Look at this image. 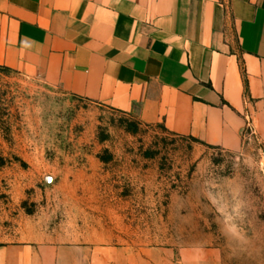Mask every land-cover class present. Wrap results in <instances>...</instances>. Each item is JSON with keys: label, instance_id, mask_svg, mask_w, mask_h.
Instances as JSON below:
<instances>
[{"label": "rangeland", "instance_id": "rangeland-1", "mask_svg": "<svg viewBox=\"0 0 264 264\" xmlns=\"http://www.w3.org/2000/svg\"><path fill=\"white\" fill-rule=\"evenodd\" d=\"M73 237L83 264H264V140L209 146L0 65V244Z\"/></svg>", "mask_w": 264, "mask_h": 264}, {"label": "crops", "instance_id": "crops-1", "mask_svg": "<svg viewBox=\"0 0 264 264\" xmlns=\"http://www.w3.org/2000/svg\"><path fill=\"white\" fill-rule=\"evenodd\" d=\"M0 65L209 146L264 140V0H0ZM87 243L0 244V264H83Z\"/></svg>", "mask_w": 264, "mask_h": 264}, {"label": "clouds", "instance_id": "clouds-1", "mask_svg": "<svg viewBox=\"0 0 264 264\" xmlns=\"http://www.w3.org/2000/svg\"><path fill=\"white\" fill-rule=\"evenodd\" d=\"M228 234L235 239L243 240L244 237L242 236L241 232L239 231L237 225L231 224L228 228Z\"/></svg>", "mask_w": 264, "mask_h": 264}, {"label": "trees", "instance_id": "trees-1", "mask_svg": "<svg viewBox=\"0 0 264 264\" xmlns=\"http://www.w3.org/2000/svg\"><path fill=\"white\" fill-rule=\"evenodd\" d=\"M245 82H246V89H247V91H248V81H247L246 77H245ZM196 140H197V139H196Z\"/></svg>", "mask_w": 264, "mask_h": 264}]
</instances>
